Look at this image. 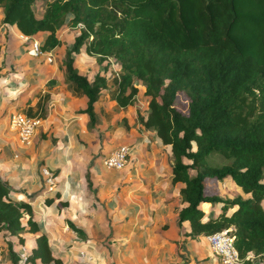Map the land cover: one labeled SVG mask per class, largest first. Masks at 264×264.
Here are the masks:
<instances>
[{"label":"trees","instance_id":"16d2710c","mask_svg":"<svg viewBox=\"0 0 264 264\" xmlns=\"http://www.w3.org/2000/svg\"><path fill=\"white\" fill-rule=\"evenodd\" d=\"M34 1L0 0V22L24 36L43 33L38 43L45 52L59 46L57 30L70 16L67 22L78 34L60 66L70 91L85 98L78 112L86 114L90 129L103 89L112 87V98L125 106L134 103V82L143 84L146 113H137V121L170 147L172 183L181 184L177 225L188 223L183 240L230 228L240 264L261 262L264 0H49L39 16L32 11ZM81 48L104 63L90 78L75 66L73 54ZM109 57L117 68L108 79ZM211 153L229 161L209 165ZM207 178H228L248 196L220 197L205 189ZM203 203L217 206L216 217H205ZM37 223L29 201L12 199L0 178V235L9 242L12 264H20L12 245L25 242L23 233L33 237L27 264H61Z\"/></svg>","mask_w":264,"mask_h":264},{"label":"crops","instance_id":"0c3cea01","mask_svg":"<svg viewBox=\"0 0 264 264\" xmlns=\"http://www.w3.org/2000/svg\"><path fill=\"white\" fill-rule=\"evenodd\" d=\"M10 26L0 22V30ZM19 42L17 50L10 56L2 53L0 60V178L12 199L29 201L52 254L61 264H218L204 237L182 238L188 223L177 225L181 184L172 183L169 145L137 121L146 105L139 101L119 106L109 86L94 104L96 123L90 129L86 114L78 112L85 98L70 91L55 49L34 57ZM74 62L76 66V58ZM113 70L106 72L108 79ZM15 111L39 119L28 145L19 143L9 128L8 117ZM123 144L129 147L125 167L104 169L101 158ZM42 168L52 174L51 188ZM209 204L200 207L207 206L212 213L205 217L214 218L218 208ZM22 235L25 242L20 245L29 249L33 237Z\"/></svg>","mask_w":264,"mask_h":264},{"label":"rangeland","instance_id":"374dc122","mask_svg":"<svg viewBox=\"0 0 264 264\" xmlns=\"http://www.w3.org/2000/svg\"><path fill=\"white\" fill-rule=\"evenodd\" d=\"M49 0H35L34 3L32 4V11L34 12L35 16H39L45 6V3ZM70 16H67L65 24H63L58 30H57V36L60 39V44L59 46L54 47V55H55V60L57 58V55L59 59L61 60L63 57L64 49L69 48L74 40V37L78 34V30L67 22ZM12 31L14 33H12ZM18 30L14 25L10 26V28H6V30H0V60L2 53H7V55L11 54V51L17 50L16 49V41L20 40V44L23 46L21 49L22 51L27 52L29 47H30V42L35 39L39 43L44 39L43 33H36L33 36H30L28 40L21 39L18 37ZM24 36V35H23ZM58 47V48H57ZM9 51V52H8ZM28 54H26L27 56ZM10 56V55H9ZM25 56V55H24ZM73 56L76 58L77 63L76 66L78 70L80 69L79 65L83 66V71L79 70L80 72H83L87 75H89V78L97 71L102 70V64H97L94 60V57L91 55H87L83 48L80 49V51L77 54H73ZM4 61V64H6V61ZM109 62V72L112 74L114 72L113 69L117 68L116 62L112 58H108ZM4 74V73H2ZM109 75V74H108ZM2 83V79L0 78V84ZM134 85L137 87L138 92L136 93L135 96H137L136 100H134V103H139L142 102V104L146 105V97L142 95V89H143V84L139 81L134 82ZM1 89L2 87L4 88V84L0 85ZM145 97V98H144ZM13 99V98H12ZM206 161L209 165L217 166L224 164L229 161L228 158L223 156L222 154L218 153H211L206 157ZM191 174L193 171H189ZM204 187L207 191L215 193L219 195L220 197L223 198H231L236 195H241L242 197L248 196V193H244L241 189L237 188L233 182L225 178L223 180H216V179H210L207 178L204 181ZM210 205V204H209ZM262 205L264 206V199L262 200ZM211 206V205H210ZM214 206V205H213ZM203 212L204 213H212V211L208 208L207 206L203 205ZM206 211V212H205ZM203 240V238H202ZM29 241L31 242V238H29ZM7 243H9L6 239L3 238V235H0V264H12V257L10 256L8 252V247ZM15 244L12 245V249L15 248ZM184 257L180 256L179 261L183 263L181 259ZM180 264V263H179ZM254 264H264V258L263 260L260 261H254Z\"/></svg>","mask_w":264,"mask_h":264},{"label":"built area","instance_id":"2783aa9c","mask_svg":"<svg viewBox=\"0 0 264 264\" xmlns=\"http://www.w3.org/2000/svg\"><path fill=\"white\" fill-rule=\"evenodd\" d=\"M28 53L31 56H39L43 54L37 41H32ZM45 59L47 62H50L52 57L50 54H47ZM38 124L39 119L37 117L28 116L19 111L10 113L8 117L9 128L14 131L17 140L22 145H28L30 143L31 137ZM128 159V145H118L101 158V165L107 170H121L128 163ZM41 174L43 175L48 188H51L54 183L51 172L46 168H42ZM204 239L207 242L211 253L217 258L218 264H240L237 250L233 244L234 237L231 234L230 228L208 234L204 236ZM17 252L20 264H27L26 256L28 249L24 245H20Z\"/></svg>","mask_w":264,"mask_h":264}]
</instances>
